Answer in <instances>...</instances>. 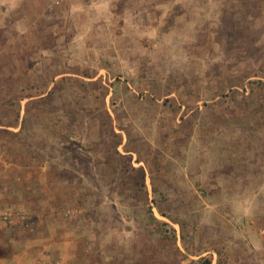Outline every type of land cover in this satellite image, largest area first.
<instances>
[{
	"label": "rangeland",
	"instance_id": "rangeland-1",
	"mask_svg": "<svg viewBox=\"0 0 264 264\" xmlns=\"http://www.w3.org/2000/svg\"><path fill=\"white\" fill-rule=\"evenodd\" d=\"M55 1L0 0V63L10 67L0 94L13 123L0 127V264H264V245L251 243L264 232L247 228L264 214V0ZM29 4L36 21H16L15 5L29 14ZM69 10L97 12L100 36L111 25L125 32L95 51L94 74L51 80L63 57L31 55L29 28L37 16L73 20ZM119 53L123 63L112 59ZM106 112L118 134L109 141L96 133L109 132ZM116 143L144 170L153 218L117 173ZM158 143L155 162L148 150ZM150 173L176 222L153 203Z\"/></svg>",
	"mask_w": 264,
	"mask_h": 264
},
{
	"label": "crops",
	"instance_id": "crops-1",
	"mask_svg": "<svg viewBox=\"0 0 264 264\" xmlns=\"http://www.w3.org/2000/svg\"><path fill=\"white\" fill-rule=\"evenodd\" d=\"M50 2L51 1H49L48 4ZM74 5L73 6L70 5V6L74 7ZM29 6L31 8L30 9L31 13L28 14L26 11L20 9V5L17 6V8L15 5V10H12L13 18L16 19L17 21L19 15L24 19L25 17L30 16L28 21L30 20V23L35 22L36 19L34 18L37 15L36 11L34 9V6H32L31 4H29ZM67 13L74 15L75 17L76 16L83 17L85 15V17L86 16L88 17L87 20L88 22L78 21L74 17L73 20H68L66 22L63 21L56 22L55 20L56 23L54 22L53 24H49L48 21L46 24H44L42 22V17L37 16V20H38L37 24L33 23L32 26L30 25L29 28V32L32 33L30 38L34 39V40H30V44H28L29 47L28 52H30L31 55H37L38 53V56L46 57L48 59L51 56L57 55V53H59V56L63 57V62H62L63 67L60 66V68L57 69L55 74H53L49 78L51 80H54L55 78H59L63 80L66 77L75 78L80 76H84L85 78H87L86 76L88 75L86 74H94L95 72H88L89 70L88 66L89 63L92 61L91 58L94 57L95 55L94 54L95 51L97 49H101L103 47V44H106V42L111 41L109 43H112L113 37L115 42H117L119 39V35H122V33L125 32L124 27H122L123 30H119L118 28L119 26L111 25V27H108L107 35L100 36L97 30V25L96 23H94V21L97 19V12L85 10L84 13L80 12L81 15L80 14L75 15L73 10H69L67 11ZM54 17L58 18L59 15L58 16L56 15ZM102 20L105 22L107 21L105 19ZM17 26L18 24H16L14 27L16 31L19 29L17 28ZM34 29H35V34L33 33ZM20 30L21 32L19 33H24L27 31L22 29ZM22 48L25 49L24 46ZM102 57L103 58L106 57L107 61L111 59L110 56L108 55L101 56V58ZM112 59H114V61L116 60L118 63H123L124 56L121 53H119ZM97 71L98 73L104 72L105 78L106 75L108 76L109 74L108 71L103 67H99ZM95 77L93 76L92 78H90V80L95 79ZM18 126L19 125H17L16 128H19ZM77 143L79 144V141ZM130 154L131 153L129 152L122 153V155L125 156H130ZM54 183L55 185H59L60 183H64V181H61L58 177L56 178ZM261 218L262 219H257L259 222L256 226L253 225V222L251 226L250 225L247 226L249 232L252 235L255 233L264 232V214ZM253 230L255 231V233L253 232ZM262 242L263 244H261ZM251 243H254V247H256V249L258 250L260 247L262 248V246L264 245V240L261 237H259V235H257V237L255 238L254 236H252Z\"/></svg>",
	"mask_w": 264,
	"mask_h": 264
},
{
	"label": "trees",
	"instance_id": "trees-1",
	"mask_svg": "<svg viewBox=\"0 0 264 264\" xmlns=\"http://www.w3.org/2000/svg\"><path fill=\"white\" fill-rule=\"evenodd\" d=\"M0 66L2 67L0 69V73H1L0 80L2 81L1 84H0V89H1L3 87V85H4L3 82H5V80H7L8 77H9V75H10L9 74L10 73V69H9L10 67L9 66L7 67L5 65H2L1 63H0ZM102 89H103V93L101 94V96L104 97L107 94V89L106 88H102ZM102 89L100 88V90H102ZM1 95H4L6 97L1 96ZM124 95H125L126 98H129V101L130 102H134L136 104H139L140 106H142L144 104V105H148V106H151V107H154V108H158V106H155V104H145L146 102L145 103H141V102L137 101L136 98L131 97L129 95V92H125ZM9 99H11V98H8V96L6 94H4V93L3 94H0V127H1V129H3L4 127H6L8 125L9 126H12L13 125L12 122H11V124L8 123L9 122V119H7L8 116L6 117V115L9 113V112H6L7 109H8V106H7L8 104L7 103L9 102ZM103 101H104V99L102 100V102ZM12 105L14 106L15 105V102H13ZM28 108L29 107H27L25 109L24 117H23L22 122L20 124V128L21 129L23 128L22 126L23 125H26V123H28L29 122V119L31 118L29 116V112H28L29 110H28ZM201 112L204 114L207 111L206 110H203ZM106 113H107V126L109 127V132H105L106 134L105 133H101L100 132V128H98V130H96V133L98 135V138H100V136H103V137L106 136L107 137V140L109 141L110 138L112 139V138L116 137L118 134H116L114 132V129H113L112 125H111L112 117L110 116V114L108 112H106ZM13 114H15L14 120L17 121L18 120V117H19V112L14 111ZM115 114H116V110H115ZM190 118H192V117H189V120H190ZM193 118H194V116H193ZM117 120L119 121V119H117ZM184 122H186V121H184ZM67 123H69V122H67ZM223 123H224V121H223ZM182 128L184 129V127H182ZM176 133H179V135L182 136V134H181L182 133V130L181 129H178ZM69 137L67 138V141H68V143L70 145V149H69L70 151L69 150L68 151L71 152V153H73V156L70 157V161L72 162L74 159H76L75 161H79L78 160V157H79V154L81 152V144H78L75 140L73 142L71 140V136H69ZM118 146H119V143H116V144L110 146V148H111L110 149L111 150L110 152L111 153L109 154V156H115L116 160H118V164L117 165L120 166V169H117V173H120V174H123V175L126 176V180H127L126 182L128 183V187L132 183L135 185L136 195H133V198H135L137 200V202L140 203V205H142V213H143V212H145V209H146L145 206L147 205V203H146V196H144V197L141 196L143 194V192H144L143 189H145V184H144L145 183V175H144V172H143L144 170L143 171L142 170L141 171L140 170L137 171V168H134L129 163L127 164L126 161H128V159H130V157L127 158L125 155L120 154L118 152V150H117ZM96 147H98V144H97ZM99 147H100V144H99ZM63 148L64 147H62L61 149L63 150ZM130 150L131 149H129L127 147L125 149V152H129ZM133 150H135V152H137L136 149H133ZM148 152H149L150 155H152L154 157V161L156 162L155 156L159 157L160 154L162 153L161 143H158V148H153L152 149V148L149 147ZM137 156H138V154H137ZM152 156H150V157H152ZM138 159L139 160H142V162L145 163L149 167L148 162L143 157L142 158H138ZM62 165H63V170L65 171L66 170V165L65 166H64V164H62ZM64 178H65V176L62 175V178H59V179L61 181H63ZM149 178H150V182H151V186H152V193H153V195H155V198H153V203L157 204L156 207H157V209L159 210V212L161 213L162 216L167 217L169 220H171L173 222H176L174 218L168 216L167 212L164 210V208L162 206V202L160 200H159V202L156 200L157 199V196L160 195L161 193H158L157 190L154 187V176H153L152 173L149 174ZM69 183H72V182H69ZM70 185L71 184H69V186ZM75 190L78 191L77 188H75ZM128 192H131V190L128 191V189H127V191L125 193H128ZM140 193H142V194H140ZM146 216H148L149 218H151V217L153 218V214H152L151 209L149 207L147 208L144 217H146Z\"/></svg>",
	"mask_w": 264,
	"mask_h": 264
},
{
	"label": "built area",
	"instance_id": "built-area-1",
	"mask_svg": "<svg viewBox=\"0 0 264 264\" xmlns=\"http://www.w3.org/2000/svg\"><path fill=\"white\" fill-rule=\"evenodd\" d=\"M65 0H56L55 1V5H59V4H61L62 2H64ZM83 2H86L87 4H93L94 2H95V0H82ZM3 221H5V222H7V221H9L10 220V216L9 215H7V214H5L4 216H3Z\"/></svg>",
	"mask_w": 264,
	"mask_h": 264
}]
</instances>
